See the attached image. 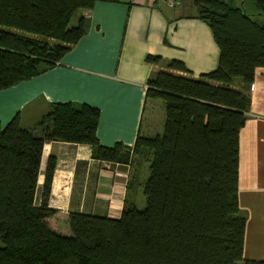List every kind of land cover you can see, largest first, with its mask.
Returning <instances> with one entry per match:
<instances>
[{
	"label": "trees",
	"instance_id": "trees-1",
	"mask_svg": "<svg viewBox=\"0 0 264 264\" xmlns=\"http://www.w3.org/2000/svg\"><path fill=\"white\" fill-rule=\"evenodd\" d=\"M96 0H0V90L53 67L87 31L80 8ZM255 18L232 0H194L220 48L216 69L198 78L181 60L168 62L148 80L147 97L164 101V134L139 136L133 151L151 161L144 186L146 208L126 205L120 218L72 212L70 235L47 219L56 158L38 178L46 141L88 144L93 157L130 160L131 147L103 145L100 109L86 103H54L39 122L43 134L21 125L19 115L0 121V264H264L244 259L247 217L238 197L240 131L249 87L264 67V0ZM148 61L162 62L159 55Z\"/></svg>",
	"mask_w": 264,
	"mask_h": 264
},
{
	"label": "crops",
	"instance_id": "crops-1",
	"mask_svg": "<svg viewBox=\"0 0 264 264\" xmlns=\"http://www.w3.org/2000/svg\"><path fill=\"white\" fill-rule=\"evenodd\" d=\"M96 0L80 8L87 31L53 67L0 90L2 125L19 115L21 125L43 134L39 122L54 103H86L100 109L98 136L103 145L117 142L131 147L130 160L109 162L93 157L88 144L46 141L38 178L40 202L45 172L56 158L47 219L58 233L71 234L72 212L120 218L138 178L141 154L133 151L139 136H160L155 129V107L147 97L148 80L158 70H169L174 59L198 78L216 69L220 48L211 26L198 16L194 0ZM159 55L162 62L148 61ZM251 97L247 120L240 131L238 197L247 217L244 259L264 260V67L253 83L231 86ZM165 114L162 123H165Z\"/></svg>",
	"mask_w": 264,
	"mask_h": 264
},
{
	"label": "rangeland",
	"instance_id": "rangeland-1",
	"mask_svg": "<svg viewBox=\"0 0 264 264\" xmlns=\"http://www.w3.org/2000/svg\"><path fill=\"white\" fill-rule=\"evenodd\" d=\"M186 1V0H185ZM235 4L242 6L246 12L251 14L255 18H262V14H260V9L257 5L256 0H232ZM80 14V9H78L73 17H72V23H77L78 17ZM239 81H242L241 77H237L234 80V83H237ZM155 107V129H162L160 132V136L164 134V126L162 123V117L163 114H165L166 117V110H165V105L164 101L161 98H155L152 99ZM5 123L4 125H6ZM165 125V123H164ZM156 136V135H155ZM150 164L151 161L147 159V157L141 158L140 159V166L138 168V178L137 182L135 183L133 189L131 190V196L136 199V207L139 210H143L146 208L147 202H146V197L144 194V186L145 183L150 175ZM1 245V242H0ZM238 264H244L243 261L239 262Z\"/></svg>",
	"mask_w": 264,
	"mask_h": 264
},
{
	"label": "built area",
	"instance_id": "built-area-1",
	"mask_svg": "<svg viewBox=\"0 0 264 264\" xmlns=\"http://www.w3.org/2000/svg\"><path fill=\"white\" fill-rule=\"evenodd\" d=\"M171 1L174 2V3L177 2L176 0H171Z\"/></svg>",
	"mask_w": 264,
	"mask_h": 264
}]
</instances>
